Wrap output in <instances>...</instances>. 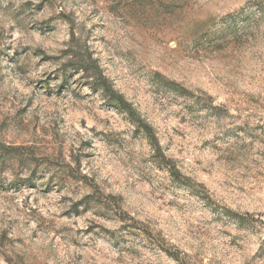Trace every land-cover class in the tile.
I'll return each instance as SVG.
<instances>
[{
	"label": "rangeland",
	"instance_id": "1",
	"mask_svg": "<svg viewBox=\"0 0 264 264\" xmlns=\"http://www.w3.org/2000/svg\"><path fill=\"white\" fill-rule=\"evenodd\" d=\"M0 264H264V0H0Z\"/></svg>",
	"mask_w": 264,
	"mask_h": 264
},
{
	"label": "trees",
	"instance_id": "2",
	"mask_svg": "<svg viewBox=\"0 0 264 264\" xmlns=\"http://www.w3.org/2000/svg\"><path fill=\"white\" fill-rule=\"evenodd\" d=\"M80 70L84 72L85 78L90 80V86L94 87L93 90L102 91L104 94L109 95L110 102H112L116 108L120 110H127L130 115L133 114L127 103L111 90V88L108 86L107 79L99 71L91 69V65L82 66ZM89 72L93 73L89 74Z\"/></svg>",
	"mask_w": 264,
	"mask_h": 264
}]
</instances>
